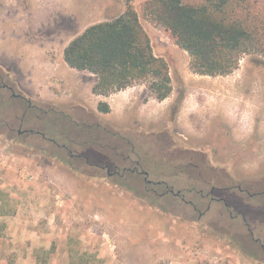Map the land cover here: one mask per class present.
I'll list each match as a JSON object with an SVG mask.
<instances>
[{
  "label": "rangeland",
  "instance_id": "rangeland-1",
  "mask_svg": "<svg viewBox=\"0 0 264 264\" xmlns=\"http://www.w3.org/2000/svg\"><path fill=\"white\" fill-rule=\"evenodd\" d=\"M146 1L133 0L132 5L154 54L169 65L173 90L167 114L157 125L140 128L157 129L156 134L123 135L145 169L152 170L151 163L159 168L157 161L165 160L182 173L174 192L187 187V175H193L217 187H232L243 206L236 201L228 211L223 203L212 202L207 209L205 201L195 211L185 203L193 197L185 193V202L170 195L159 202L161 208L150 207L122 190L119 176L108 178L102 170L88 178L92 170L82 161L68 160L65 151L30 134L43 126L37 120L21 122L25 103L13 102L12 92L1 86L10 84L14 94L32 100L10 71L30 83L41 58L57 60L75 33L120 15L124 0H0V74H8L0 80V141L11 144L16 166L52 181L22 183L12 171L0 168V264H264V58L245 55L226 77L195 75L187 53L141 16ZM260 8L264 10V0L254 6ZM48 17H60L59 31L46 23ZM5 27L18 37H9L12 31ZM10 46L17 49L14 55ZM22 58L31 68L20 64ZM72 105L55 108L75 123L94 125L92 115ZM43 122L74 129L59 117ZM168 124L169 140L162 132ZM186 149L212 150L213 167L204 165L203 155ZM118 164L120 171L123 165ZM165 168L160 171L169 175V165ZM134 180L140 186L143 178ZM54 190L62 195L61 206L55 203ZM162 192L157 189V194Z\"/></svg>",
  "mask_w": 264,
  "mask_h": 264
},
{
  "label": "trees",
  "instance_id": "trees-1",
  "mask_svg": "<svg viewBox=\"0 0 264 264\" xmlns=\"http://www.w3.org/2000/svg\"><path fill=\"white\" fill-rule=\"evenodd\" d=\"M132 3L133 0H124L125 9L120 15L93 24L73 38L63 50V60L69 68L97 77L92 89L96 95L108 96L145 85L152 98L163 101L173 90L169 65L164 58L154 54L150 38ZM256 3L257 0H147L141 16L187 53L188 67L193 74L226 77L239 68L243 56L253 54L264 58V10H255ZM4 79H8L7 73L0 74V80ZM1 87L14 94L10 84L4 83ZM11 100L25 103L23 124L41 122L42 129H31L30 133L38 134L44 141L65 151L68 160L82 161L84 167L92 170L88 178L98 177L97 172L107 167L111 172L119 171L120 161L125 172L119 176L117 185L122 190L154 208H161L159 202L167 200L168 196L170 199V195L176 199L170 191L176 188L174 184L182 173L174 171L165 160L157 161L159 168L151 163L152 170L145 169L141 155L135 152L127 136L94 125L85 127L53 106L37 104L20 95L11 96ZM97 110L109 113L107 104L100 103ZM52 116L63 119L74 129H55L43 122L44 118ZM166 165H169V175L160 171L166 170ZM137 176L143 178L140 186L134 180ZM187 177L189 185L178 191L191 195L193 207L198 211V204L210 203L212 193L208 192L214 188L198 177ZM157 189L163 192L157 194ZM222 198L228 211L236 207V201L243 206L233 193ZM37 264H44V261Z\"/></svg>",
  "mask_w": 264,
  "mask_h": 264
},
{
  "label": "crops",
  "instance_id": "crops-1",
  "mask_svg": "<svg viewBox=\"0 0 264 264\" xmlns=\"http://www.w3.org/2000/svg\"><path fill=\"white\" fill-rule=\"evenodd\" d=\"M6 21L9 20L6 19ZM47 21L53 23L51 28H58L59 31L60 17H48L46 23H48ZM39 27L36 28L39 29ZM5 28L11 30L9 27ZM11 31L10 35L7 34L9 37H18L13 34V30ZM76 36H78V33H75L73 38ZM8 48L11 50L12 55L16 53V48L11 46ZM20 64L25 65V68L30 67L24 58L21 59ZM21 68L24 67L21 66ZM34 68H37L38 72L32 74L30 83L24 82V79L19 78L14 74L15 72L9 70L13 75V80L21 87H26L29 90L27 94L31 96L32 101L54 107L71 102L75 110L93 116L94 126L102 127L103 125L122 135L125 133H148L153 136L156 134L157 129L140 128L144 124L157 125L158 120L165 116L169 110V97L163 101H157L149 95L145 85L129 87L108 96L94 94L92 89L97 83V77L88 72H79L69 68L63 60V52L60 53L57 60L41 58ZM28 85H31V87ZM100 103L107 104L109 113L98 112L97 108ZM127 121H129L128 125H126ZM128 126L139 127V129H124ZM162 132H165L169 140V124L167 129H162ZM158 134L161 133L158 132ZM181 138L186 142V137ZM27 198H30V196L27 195Z\"/></svg>",
  "mask_w": 264,
  "mask_h": 264
},
{
  "label": "built area",
  "instance_id": "built-area-1",
  "mask_svg": "<svg viewBox=\"0 0 264 264\" xmlns=\"http://www.w3.org/2000/svg\"><path fill=\"white\" fill-rule=\"evenodd\" d=\"M12 155L13 153L10 151L9 144L0 141V168L12 171L22 183H37L42 181L45 184H52V181L30 171L27 167L16 166ZM53 194L56 205L61 206L63 201L61 193L58 190H54Z\"/></svg>",
  "mask_w": 264,
  "mask_h": 264
},
{
  "label": "flooded vegetation",
  "instance_id": "flooded-vegetation-1",
  "mask_svg": "<svg viewBox=\"0 0 264 264\" xmlns=\"http://www.w3.org/2000/svg\"><path fill=\"white\" fill-rule=\"evenodd\" d=\"M12 96H17V95H15V94H12ZM24 115V114H23ZM22 118H23V116H22ZM22 118H21V122H22ZM18 134H21V132L20 131H18ZM31 134V133H30ZM5 142H7V141H5ZM8 143V142H7ZM9 144V143H8ZM11 145V144H10ZM9 145V146H10ZM188 152H195V153H198V154H201V155H203V157H204V165L207 167V166H209V165H212V167H213V165H214V163H215V161H213V157H212V150H210V151H200L199 149H197V150H189V149H186ZM215 168V167H214ZM104 170H106V173H107V177L108 178H112L113 176H116V175H118V176H121L125 171H124V169H121V171H118V170H113L112 172H111V169L109 168V167H107L106 169H104ZM132 172L133 171H135V170H131ZM146 178H147V176H145V181L146 182H148L147 180H146ZM204 181V180H203ZM205 182V181H204ZM205 183H207V184H209V185H211L214 189L213 190H211V191H209L208 192V194H211L212 193V197L211 198H209V202L210 203H212V202H221V203H223L224 204V207L225 208H227V209H229V207H228V205L225 203V200H224V198H222V196H224V195H228V193H233L232 192V187H228V188H221V187H217V186H215L213 183H209V182H205ZM239 192H241V193H244V192H246V191H244V190H241V189H237ZM188 193H190V191H187ZM170 193L173 195V196H175L176 198H180L182 201H185L184 200V193L181 191H177V192H174V191H170ZM175 193H179L178 195H176ZM247 193V195H249V197H252V196H254V195H252V194H249L248 192H246ZM234 194V193H233ZM235 195V194H234ZM209 195H206V197H208ZM236 196V195H235ZM185 203H187V204H189V205H191L192 207H193V204H192V202L191 201H188V202H185ZM209 203V204H210ZM209 204H208V207H207V209L209 208ZM193 210H195L196 211V209L193 207Z\"/></svg>",
  "mask_w": 264,
  "mask_h": 264
},
{
  "label": "water",
  "instance_id": "water-1",
  "mask_svg": "<svg viewBox=\"0 0 264 264\" xmlns=\"http://www.w3.org/2000/svg\"><path fill=\"white\" fill-rule=\"evenodd\" d=\"M145 176H147V174L145 173ZM176 195H178L179 193H175Z\"/></svg>",
  "mask_w": 264,
  "mask_h": 264
}]
</instances>
